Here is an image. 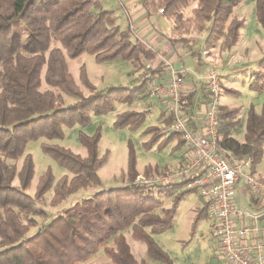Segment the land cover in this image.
I'll return each instance as SVG.
<instances>
[{
	"label": "trees",
	"instance_id": "16d2710c",
	"mask_svg": "<svg viewBox=\"0 0 264 264\" xmlns=\"http://www.w3.org/2000/svg\"><path fill=\"white\" fill-rule=\"evenodd\" d=\"M244 1L197 0L192 20L202 30L209 25L205 40L208 47H214L221 39L226 50L236 45L244 21L236 22L235 18L231 23L228 21L234 8ZM191 2L140 0L146 10L153 12L158 6L164 15L181 22V14ZM255 15L264 29V0H255ZM118 20L116 12L105 9L100 0H0V264H77L91 259L102 248L111 264H174L154 236L171 227L180 202L195 191L185 190L182 183L162 188L135 184L139 170L131 141L120 186L102 188L40 224L36 219L39 200L52 192V205L60 207L72 196L101 187L99 170L111 155L110 151L100 154L101 128L91 135L79 131L78 139L87 151L86 157L59 144L42 143V151L72 177L56 179L49 167L40 176L35 194L27 193L36 168L33 156L26 154L30 142L42 138L63 141L66 129L88 127L93 115L110 113L116 102L132 104L149 93V81H159L165 73L166 62L141 43L130 26L124 29ZM168 47L170 53L179 54L186 47L185 40L169 39ZM85 53L94 56L98 63L121 61L142 70L140 84L134 88L97 90L83 67L80 80L91 92L84 96L70 72L67 58L76 59ZM44 82L49 87L46 90L42 88ZM250 86L254 91H264V57ZM194 96L185 94L181 102V114L187 118V108ZM65 97L75 102L65 105ZM241 109L220 107L219 143L238 156L250 157L252 170L257 172L264 155V104L260 113L254 107L249 109L243 141L232 134L241 124L238 119ZM147 116L148 111L120 113L114 128L141 129ZM173 120L174 115L169 112L164 123L168 125ZM188 123L197 129V123L192 120ZM159 131V126L144 129L143 135L152 134L145 147L163 148L176 142L174 149H183L185 142L180 135L164 137ZM20 159L21 165L17 163ZM153 169L158 172L157 166ZM146 174L151 175L149 171ZM165 197L173 198L168 208H162L161 199ZM40 211L39 215L49 218ZM207 216L204 205L193 228ZM127 230H131L136 241L146 245L148 259H138L132 253L125 235Z\"/></svg>",
	"mask_w": 264,
	"mask_h": 264
},
{
	"label": "rangeland",
	"instance_id": "374dc122",
	"mask_svg": "<svg viewBox=\"0 0 264 264\" xmlns=\"http://www.w3.org/2000/svg\"><path fill=\"white\" fill-rule=\"evenodd\" d=\"M121 1L125 6L127 5L128 0ZM100 2L105 9L113 10L118 14V24L126 29L127 15L125 16L124 11L121 9L119 0H100ZM196 7L197 0H192L189 7L184 9L181 14L182 22L174 16L167 15L170 21L169 24L162 20L159 24L156 22V27L166 31L171 26L170 38L185 40L186 47L180 50L172 61H174L175 68L182 73L185 82L187 83L188 81L189 83L191 81L192 88L201 90L200 98L202 99L198 103H201L202 106H205L210 100L211 93L207 77L211 66L215 68V71L219 74L221 88L223 87V91L220 94L222 106H227L231 109L242 108L238 115L241 124L232 134L237 140L243 141L249 109L254 107L257 113H260L264 104V91L262 93L254 91L250 86L253 74L259 70V62L264 57V29L256 19L255 0H245L234 8L232 15L229 17V23L234 18L236 22L244 21V25L240 29L239 39L231 50L224 48L223 39L214 47H208L205 44L209 25H206V30H202L198 24L194 23L192 13ZM160 10L157 6L154 11L159 13ZM159 52H163V50H159ZM163 55L169 56L168 54ZM172 55L173 53L170 54L169 59L172 58ZM67 64L84 96H89L91 92L80 80V72L83 67L89 81L97 90H109L124 86L134 88V86L140 84V78L143 76L142 70H135L129 63L121 61L98 63L95 61L94 56L87 53L76 59L67 58ZM45 70L46 68L44 69V74ZM147 87L149 90L150 81ZM42 88L46 90L49 87L44 82ZM154 99L156 100L157 98L149 97L147 92L137 98L132 104L116 102L114 110L110 113L103 116L93 115V121L88 127L82 129L79 126H75L72 129H66V138L63 141H48L42 138L28 144L26 154L33 156L36 165L34 179L27 190V193L32 196L36 192L40 176L49 167L53 169L56 179L65 175L72 177L68 170L60 167L54 159L42 151V143L59 144L72 149V151L82 157H86L87 151L78 139L79 131L83 130L91 135L98 128H101L100 154L103 155L106 151L111 152L109 161L99 170L102 180L101 187L90 188L72 196L60 207L52 205V192H49L43 200L37 202L38 215L36 219L40 224L56 217L76 202L94 195L102 188L110 189L120 186L122 184L123 170L127 168L128 143L130 141L134 144L138 160L139 175L136 177L135 184H138V180H142L143 177L146 180H156L158 176L175 169L180 164L184 150L180 148L174 149L176 142H171L163 148H158V145H154L150 149L144 146L145 142L152 136V134L143 135L144 129L151 126H159L162 121L161 116L164 107L156 106L157 103ZM74 102L75 99L65 97V105ZM128 111H148L143 128L135 130L114 128L117 115ZM201 111L203 113L204 107H202ZM159 127V133L162 134L161 126ZM10 163H15V161H10ZM17 163L21 165L22 159L18 160ZM156 166L158 172L153 169ZM148 171L151 175L146 174ZM257 174L264 177V155L257 167ZM161 200L163 203L162 208H168L171 206L173 198L165 197ZM203 208L204 202L200 195L197 192L189 193L180 202L171 227L165 232L154 236L160 247L171 255L174 264L217 263L219 243L215 237L213 223L210 218L208 216L203 218L193 228L198 211ZM40 210L48 214L49 218L45 219L42 215H39ZM158 212L161 213V209H158ZM35 232L36 229H33L32 233ZM125 235L132 253L138 259H148L146 245L136 241L132 237L131 230L125 231ZM109 245H112V241L109 242ZM77 264H111V260L102 248L91 259Z\"/></svg>",
	"mask_w": 264,
	"mask_h": 264
},
{
	"label": "built area",
	"instance_id": "2783aa9c",
	"mask_svg": "<svg viewBox=\"0 0 264 264\" xmlns=\"http://www.w3.org/2000/svg\"><path fill=\"white\" fill-rule=\"evenodd\" d=\"M159 14L164 15V10ZM168 72L170 82L163 85L151 80L148 95L161 99L174 115V120L162 125L161 131L163 136H181L185 142L182 161L156 180L143 177L138 184L162 188L182 183L185 190L200 195L219 243L215 264H264V177L252 170L250 157L238 156L219 143V74L211 66L207 77L210 100L194 130L181 114L184 77L172 65Z\"/></svg>",
	"mask_w": 264,
	"mask_h": 264
},
{
	"label": "crops",
	"instance_id": "0c3cea01",
	"mask_svg": "<svg viewBox=\"0 0 264 264\" xmlns=\"http://www.w3.org/2000/svg\"><path fill=\"white\" fill-rule=\"evenodd\" d=\"M119 4L121 9L125 13V16L127 15L126 16L128 21V22L126 21L127 26L131 27L132 31L138 37L139 41L143 43L145 46H148L149 48L156 51L159 57L164 62H166L167 68L161 79H159V82L163 85H167L170 82L168 66L172 65L175 68V64L174 61H172V59L175 58L177 54L173 53V55L171 56L172 58L169 59L170 54H172L169 52V47H168V40L171 39L170 38L172 32L171 26H169L170 28H168V30L162 31L161 29L156 27V22L159 24L163 20L169 24L170 21L168 16L159 14L158 11L150 12L146 10L140 4V0H128L126 6L123 4L121 0H119ZM121 9L119 10L121 11ZM159 50H163V52H159ZM163 54H168L169 56L167 57L166 55ZM191 85H192L191 81L189 83L188 81L187 83L185 82L184 91L186 95H188L189 93L195 94L192 104L189 105L187 108L189 111V114H187L188 115L187 119L192 120V122L195 124L197 123V121L199 120L198 118L202 114L201 111L202 107H204L205 109V106H202L201 103H199V106H197L199 99H202L200 98L201 90L192 88ZM155 102L157 103L156 106H162V108L164 107L161 116L162 121L159 126L165 125L164 121L169 117L168 114L169 112H167L168 110L161 99H156Z\"/></svg>",
	"mask_w": 264,
	"mask_h": 264
}]
</instances>
